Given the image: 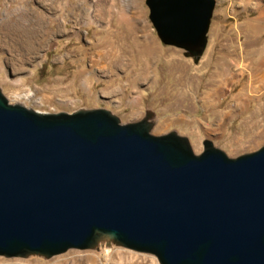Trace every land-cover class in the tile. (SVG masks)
Returning a JSON list of instances; mask_svg holds the SVG:
<instances>
[{
    "label": "water",
    "instance_id": "water-1",
    "mask_svg": "<svg viewBox=\"0 0 264 264\" xmlns=\"http://www.w3.org/2000/svg\"><path fill=\"white\" fill-rule=\"evenodd\" d=\"M162 43L194 63L214 0H145ZM149 116L122 124L104 108L43 113L0 90V256L52 257L107 245L159 264H264V145L194 153Z\"/></svg>",
    "mask_w": 264,
    "mask_h": 264
},
{
    "label": "rangeland",
    "instance_id": "rangeland-1",
    "mask_svg": "<svg viewBox=\"0 0 264 264\" xmlns=\"http://www.w3.org/2000/svg\"><path fill=\"white\" fill-rule=\"evenodd\" d=\"M214 1L194 63L161 42L145 0H0V90L43 113L104 108L122 124L149 116L151 134L175 131L196 154L204 139L231 158L253 152L264 145V0ZM104 246L0 264H159Z\"/></svg>",
    "mask_w": 264,
    "mask_h": 264
},
{
    "label": "bare ground",
    "instance_id": "bare-ground-1",
    "mask_svg": "<svg viewBox=\"0 0 264 264\" xmlns=\"http://www.w3.org/2000/svg\"><path fill=\"white\" fill-rule=\"evenodd\" d=\"M16 27V26H15ZM14 27V28H15ZM16 31H18V30H16ZM146 49H144V50H148V47H145ZM263 61H264V59H263ZM146 66H147V64H146ZM148 68V67H147ZM263 68V67H262ZM261 68V69H262ZM148 70V69H147ZM146 70V71H147ZM259 74V73H258ZM260 74H261V72H260ZM149 77V75H148V73H146L145 72V74H142V75H138V77H137V79H136V83H138V82H140L141 80H143V79H147ZM260 77H261V75H260ZM28 97V96H27ZM168 124H170V123H167L166 121H164L163 123H162V126H160V127H162V129H163V127H167L168 126ZM158 129H160V128H158ZM105 239L106 238H104V237H102V240H99V242H98V244L99 245H101V246H104V244H105ZM105 247V246H104ZM103 247V248H104ZM105 248H107V247H105ZM108 248H112L111 247V245H108ZM108 250L109 249H104V251L107 253L108 252Z\"/></svg>",
    "mask_w": 264,
    "mask_h": 264
},
{
    "label": "built area",
    "instance_id": "built-area-1",
    "mask_svg": "<svg viewBox=\"0 0 264 264\" xmlns=\"http://www.w3.org/2000/svg\"><path fill=\"white\" fill-rule=\"evenodd\" d=\"M29 95H31V94H30V93H28V95H27V96H29ZM26 99H28V97H27Z\"/></svg>",
    "mask_w": 264,
    "mask_h": 264
}]
</instances>
